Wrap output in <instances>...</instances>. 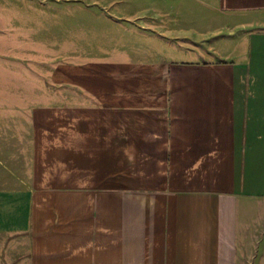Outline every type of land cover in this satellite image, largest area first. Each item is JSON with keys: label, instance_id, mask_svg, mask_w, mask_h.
<instances>
[{"label": "crops", "instance_id": "crops-1", "mask_svg": "<svg viewBox=\"0 0 264 264\" xmlns=\"http://www.w3.org/2000/svg\"><path fill=\"white\" fill-rule=\"evenodd\" d=\"M107 7L138 46L59 64L0 121V264H257L264 0Z\"/></svg>", "mask_w": 264, "mask_h": 264}, {"label": "rangeland", "instance_id": "rangeland-1", "mask_svg": "<svg viewBox=\"0 0 264 264\" xmlns=\"http://www.w3.org/2000/svg\"><path fill=\"white\" fill-rule=\"evenodd\" d=\"M107 4L108 0H0V121L24 114L22 103L35 96L41 77L49 78L59 64L138 46L110 23L127 12ZM0 125L12 129L7 122ZM255 239L257 264H264V219L258 221L255 234L250 229V251Z\"/></svg>", "mask_w": 264, "mask_h": 264}]
</instances>
